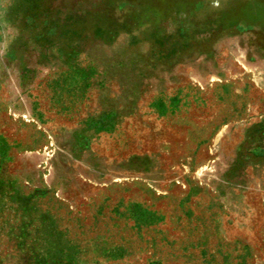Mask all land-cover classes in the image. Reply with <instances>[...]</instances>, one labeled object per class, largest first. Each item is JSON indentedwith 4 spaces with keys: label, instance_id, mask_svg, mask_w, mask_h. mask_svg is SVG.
<instances>
[{
    "label": "rangeland",
    "instance_id": "obj_1",
    "mask_svg": "<svg viewBox=\"0 0 264 264\" xmlns=\"http://www.w3.org/2000/svg\"><path fill=\"white\" fill-rule=\"evenodd\" d=\"M0 264H264V0H0Z\"/></svg>",
    "mask_w": 264,
    "mask_h": 264
}]
</instances>
